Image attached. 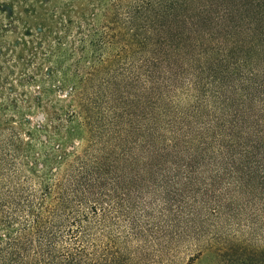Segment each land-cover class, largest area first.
<instances>
[{
    "label": "trees",
    "instance_id": "16d2710c",
    "mask_svg": "<svg viewBox=\"0 0 264 264\" xmlns=\"http://www.w3.org/2000/svg\"><path fill=\"white\" fill-rule=\"evenodd\" d=\"M44 63L34 100L59 75L88 145L35 185L0 132V264H131L113 238L161 253L264 227V0H0V112ZM26 146L34 176L50 159Z\"/></svg>",
    "mask_w": 264,
    "mask_h": 264
},
{
    "label": "rangeland",
    "instance_id": "374dc122",
    "mask_svg": "<svg viewBox=\"0 0 264 264\" xmlns=\"http://www.w3.org/2000/svg\"><path fill=\"white\" fill-rule=\"evenodd\" d=\"M47 68H49V64L44 63L41 65V74L39 75L41 82L30 84L25 88L15 84L18 94H21V92L27 94L25 98L20 97L24 102L19 103L18 101V112H0V132H4V136L9 138L13 137V149H17L19 163L23 167V174L31 178L35 185L41 180L39 177L36 178L37 176L42 177L44 182L52 178L49 173L52 167H56L58 169L57 173L60 175L66 166L71 164L75 157L79 156L87 147L89 137V132L81 128L80 120L72 119L73 123L66 122L69 119V114L75 111L76 108L72 102V96H69L67 85L62 84L59 75H55L51 81V92L47 101L38 104L34 100ZM44 86H47V84L44 83ZM57 86L61 87L59 93ZM6 93L3 91L0 95V107L5 103ZM11 99L12 97H10ZM42 117L44 118L41 122L43 128H39L38 123L42 120ZM52 117L61 120L60 126L63 127L59 134L61 138L52 137L50 128H47L48 133L43 131L46 125L50 126ZM56 123L54 122L53 126ZM27 134H34L41 140L47 134L51 140L43 148L38 142L28 138ZM26 145H29L32 154L39 155L38 162L43 161L44 153L50 159L49 163H45L44 170L34 176L29 173V164L32 163V160L30 155L26 157L28 156ZM57 147L60 148V151L55 150ZM55 158H59L58 163ZM229 227L221 228L218 237L227 234L231 238H200L201 242L208 244V246H193L191 241L188 243H175L161 251V253H157L156 249H151L149 245L139 241V238H113L112 240L115 241L122 256L127 259L132 258L133 263L131 264H264V227L262 225L258 226L253 231L248 228ZM107 240V238H91L89 243L101 244ZM126 240H129V243L125 244ZM218 240L223 242L225 240V243L230 244L232 247L226 248L227 250L224 252L220 251L222 248L221 245L217 244ZM172 248L174 249L172 250Z\"/></svg>",
    "mask_w": 264,
    "mask_h": 264
}]
</instances>
